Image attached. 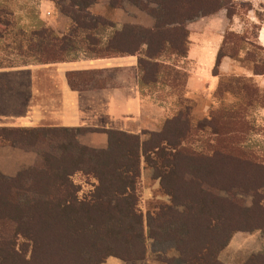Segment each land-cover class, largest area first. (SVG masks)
Masks as SVG:
<instances>
[{
    "label": "trees",
    "instance_id": "trees-1",
    "mask_svg": "<svg viewBox=\"0 0 264 264\" xmlns=\"http://www.w3.org/2000/svg\"><path fill=\"white\" fill-rule=\"evenodd\" d=\"M147 1L156 6L152 28L124 26L117 30L105 18L87 11L93 0H55L60 13L70 20L67 33L57 36L45 28L33 29L29 40H36L26 47L36 57L34 61L42 64L64 61L68 53L81 47L89 57L137 55L138 83L152 82L149 77L156 80L165 68L160 59L167 52L185 57L188 49L187 33L166 25L210 16L222 7L228 12L234 4L232 0ZM117 4V0L108 1L109 7ZM8 15L0 10L1 37L10 26ZM107 27L114 29L109 36H97ZM219 50L220 45L213 67ZM236 118L240 120L241 115L226 111L216 116L214 120L223 122L217 130L215 121L212 123V142L205 155L185 146L191 135L186 110H179L162 132L149 133L141 142L137 135L86 128L106 135L104 149L78 145L74 133H82L81 129L0 128V140L34 155L29 169L11 178L0 174V264H102L108 257L140 261L146 252L144 224L147 238L175 250L179 264H222L218 254L234 232L264 229V164L249 152L232 154L231 143L241 136V122L234 121ZM146 151L155 152L159 166L151 164L154 176L170 199V206L152 215L136 209L138 152L147 162ZM192 166L202 176L195 188L203 190L205 183L211 188L219 183L228 199L210 193L200 200L202 211L187 209L198 196V192L188 194ZM77 171L96 181L85 203L76 201L77 188L70 181ZM26 174L35 176L36 182L27 183ZM236 192L251 195L248 208L234 198ZM175 206L183 210L176 211ZM157 260L173 263L172 258L159 255ZM243 264H264V256L252 255Z\"/></svg>",
    "mask_w": 264,
    "mask_h": 264
},
{
    "label": "rangeland",
    "instance_id": "rangeland-1",
    "mask_svg": "<svg viewBox=\"0 0 264 264\" xmlns=\"http://www.w3.org/2000/svg\"><path fill=\"white\" fill-rule=\"evenodd\" d=\"M93 1L94 3L90 5L92 14L108 20L114 29H122L124 26H135L142 29L153 27L152 15L154 16L156 9L153 2L117 0L118 6L112 8L108 5L109 0ZM232 1L234 4L228 12L226 8L222 7L213 15L192 17L181 25L171 23L165 26L167 29L176 28L185 31L187 38L193 44L205 43L206 40L214 42L215 39L220 45L216 60L217 66L211 70L204 68L201 71L196 68L197 64L187 57L172 56L167 52L160 59L165 68L156 80L153 81L154 77L152 76V78L149 77L152 82L147 79L146 82L139 84L138 92L142 100L140 116L144 120V125L138 133L140 142L146 141L149 133L162 132L168 120H171L179 110H186L191 135L185 146L192 152L205 155L208 153L207 147L212 142L213 127L215 130L220 129L219 122H223L214 119L219 113L226 111L235 116L241 115L240 120L234 119V121L241 122L238 133L241 136L234 145L231 143L232 154L239 156L243 152H249L264 164V67L260 69L264 64V0ZM54 3L55 0H0V7L13 12L8 15L11 27L2 37L0 36L1 65L3 62H9L6 59L9 56H12L9 63H20L21 60H17V58L24 59L22 61L36 58L26 47L27 44L36 40L35 38L29 40L31 30L49 27L53 30L51 32L54 35H56L55 32L66 30V23L69 22V19L62 13L60 14ZM40 5L47 10L48 14L40 13L42 9ZM214 22L219 24V28L216 29L213 25ZM114 29L103 28L97 32V36L105 38ZM245 29H247V35ZM178 32L180 31L178 30ZM71 54V57H89L83 47L77 51H71ZM176 71L179 74H175ZM192 73L198 76L194 82L201 80L199 84L201 87L186 90V78ZM243 87L248 90H243ZM24 98L21 91L19 106L23 105ZM8 108L12 109V103L8 104ZM214 121L215 125L211 128ZM0 128L21 129L16 127ZM89 133L86 131V137ZM230 134L233 135L232 131ZM77 135L78 133H74V138ZM3 145L13 147L8 142L0 140V146ZM165 153L169 154L170 152L166 151ZM138 155V177L135 182L136 209L142 215H152L159 208L170 206V199L159 188L158 179L154 176L155 171L151 164H154L156 168L159 166L155 152H145L147 162L141 152H138ZM21 156L23 157L15 155L11 158L3 157V153L0 152V159L4 163L8 164L11 159L22 164V168L25 169L26 164L28 166L31 164V157ZM7 158L8 160L5 162ZM196 170V166H192L188 170V194L198 192V196L195 197L194 202L190 201L187 209L202 211L203 204L200 200L210 193H214L217 198L228 199L226 192L220 189L219 183H215L212 188L205 183L203 190L195 188L202 177L200 173L196 175ZM26 175L27 177L24 175V180L28 181L27 183L36 182L35 176ZM70 181L77 188L76 201L85 203L92 193L96 181L91 176L79 171L71 175ZM233 196L241 201L244 208L250 206L251 195L236 192ZM173 209L183 210L181 206H175ZM51 223L55 225L56 222L51 221ZM143 226L144 245L148 258L145 263L143 261L138 264H163L157 260L158 255L161 259L172 258L173 263L171 264H179L175 250L162 248V244H156L147 238V228L145 224ZM252 255L264 256V229L234 232L217 258L222 264H243Z\"/></svg>",
    "mask_w": 264,
    "mask_h": 264
},
{
    "label": "crops",
    "instance_id": "crops-1",
    "mask_svg": "<svg viewBox=\"0 0 264 264\" xmlns=\"http://www.w3.org/2000/svg\"><path fill=\"white\" fill-rule=\"evenodd\" d=\"M40 7V13L48 14L42 5ZM90 8L91 6L87 11L92 14ZM1 9L5 10L0 7ZM5 11L12 12L8 9ZM70 24L69 20L66 30L55 32L56 35H65ZM213 25L216 29L219 28V24L214 22ZM9 27L6 30H9ZM45 28L53 31L49 27ZM187 40L185 58L195 62L198 70H211L219 43L214 39V42L206 40L205 43L197 45L189 38ZM71 55L68 53L64 61L45 64L37 63L34 61L36 58L27 61L17 58L21 60L20 63H9L12 56L6 58L9 62L0 65V127L51 128L64 129L67 132L81 129L83 132L78 133L75 138L77 143L96 149L105 148L106 135L102 132H90L86 137V128L115 130L138 136L144 120L140 116L142 100L138 92L137 55L103 58ZM196 77L198 76L195 73L187 76L186 90L201 87V80L194 82ZM21 91L25 100L23 105L19 106ZM9 103H12V109L8 108ZM0 152L3 157L10 158L14 155L20 158L23 157L21 155L30 156L31 164H26L25 169L33 165L34 155L29 151L3 145L0 146ZM7 160L8 158L5 162ZM22 167V164L14 160L9 159L7 164L0 159V174L5 177H14L18 172L25 170ZM147 258L145 252L144 259L140 261L124 262L108 257L102 264H138L143 261L145 263Z\"/></svg>",
    "mask_w": 264,
    "mask_h": 264
}]
</instances>
